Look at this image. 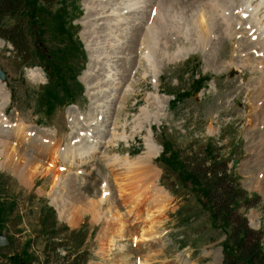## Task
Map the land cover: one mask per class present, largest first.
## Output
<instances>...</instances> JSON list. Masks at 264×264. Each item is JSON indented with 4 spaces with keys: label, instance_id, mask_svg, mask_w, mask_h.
Returning a JSON list of instances; mask_svg holds the SVG:
<instances>
[{
    "label": "rangeland",
    "instance_id": "374dc122",
    "mask_svg": "<svg viewBox=\"0 0 264 264\" xmlns=\"http://www.w3.org/2000/svg\"><path fill=\"white\" fill-rule=\"evenodd\" d=\"M139 1L143 7L134 10L125 8L131 0H53L54 8L62 10L61 17L66 14L67 34L76 44L64 60L57 57L61 63L51 53L58 56L57 48L64 49L67 42L56 40L54 33L40 31L46 44L35 47L29 42L26 57L0 38V65L7 75L6 81L0 80V132L8 136L5 139L15 140L22 129L26 139L37 145L46 142L48 148L58 145L62 154L67 148L85 151L96 146L90 158L69 171L83 199V213L76 222L74 213L60 201L62 192L53 198V174L22 179L0 157V234L11 240L0 249V264H74L77 260H86L85 264H139L140 260L143 264H224V246L233 244L232 229L220 227L212 213L216 202L203 188L201 195L190 183L170 186L177 193L169 190L158 163L165 148L187 166L190 176L197 173L196 158L206 155L205 147L212 148L250 199L238 211L240 223L259 234L264 251V127L250 121L257 101L251 92L260 85L261 72L238 64L241 54L257 58V49L246 43L239 46L247 35L238 33L240 25L234 21L232 36L215 30L206 48L196 41L191 24L202 9L207 13L218 7L210 0H173L178 5L174 18L158 23L156 35L145 40L156 10L148 0ZM156 1L155 5L160 0ZM230 12L233 9L228 16ZM234 13L241 18L238 11ZM5 20L6 26L15 24L13 18ZM138 24L141 40L133 44L131 36ZM246 25L242 28L250 30L251 25ZM255 37L248 36L251 42H256ZM214 41H218L216 47ZM242 49L245 53H240ZM41 62L53 63L55 69L72 67L82 88L75 103L55 102L50 110L39 104L42 87L50 81ZM149 143L157 152L148 158L146 168L156 175L149 184H155V191L163 190L168 202L160 212L156 206V247L132 251L129 234L117 241L111 256L103 257L98 237L102 228L109 227L105 218L115 215V210L127 212L116 177L126 174L124 166L132 160L147 158ZM56 165L67 174L60 156ZM208 199L212 206L204 207ZM89 200L100 209L87 211ZM235 252L243 257V252ZM149 255H154L153 260Z\"/></svg>",
    "mask_w": 264,
    "mask_h": 264
},
{
    "label": "bare ground",
    "instance_id": "6f19581e",
    "mask_svg": "<svg viewBox=\"0 0 264 264\" xmlns=\"http://www.w3.org/2000/svg\"><path fill=\"white\" fill-rule=\"evenodd\" d=\"M131 1L133 2L128 4V6L125 8H132L136 10L143 7L141 1ZM148 2L149 6H153V9L156 10V13L153 15V18H156L153 21L152 25L150 24L151 26L148 27L149 30L147 31V33L143 36L145 37V40H150L151 38H153V36L156 35V27L162 24V21L165 20L166 17L174 18L175 14L178 11V5L176 6L173 0H160L158 1L157 5H155L157 3L156 0H148ZM210 2H217L218 7L212 12L209 10L207 13L204 9H202L200 16L197 15L196 22L194 24H191V27L196 28L195 39L202 45L203 48H206L207 45L211 42V37L215 30L217 32L218 30H220L223 35H229L230 37L234 34L233 26L231 27L230 23L234 21V23H236L235 26L240 25V27L238 28V30L240 29L239 32L237 30L236 32L243 34V36L241 35L242 37L246 35L247 37H244L245 39L241 41V45L239 44V46L241 47L245 43L249 48L251 46H255V49H257V58L253 57L252 55L248 56L241 54L239 55L240 63L238 64L250 67L253 71L256 69L255 73L261 72L260 74H258L260 75L258 78V83L260 82V85H258V88H256L257 91L256 89L253 90V87V91L251 92L252 97L256 96L257 101L254 104L255 106H253L252 108L254 114H252L250 121H258L263 124L264 127V0H210ZM231 9H233V13L230 12V15L228 16V11H231ZM189 11H191L192 13L193 9L190 8ZM235 11H238V14L241 18L236 16V14L234 13ZM217 13L218 15H216ZM243 14H245V19L243 18ZM220 18L222 21L220 20ZM194 19L195 16L192 18L193 22ZM246 23L251 25L250 30L242 28L244 24L246 25ZM139 28L140 25L138 24L131 36L130 43L134 44L135 41L139 42L141 40L140 36H138ZM249 34H251V36L256 35V42H251V39L248 38ZM219 39H221V37ZM218 41H214L215 47ZM145 44L146 42L142 41V45ZM246 49H242L240 53H245L244 50ZM213 60L215 61L214 58ZM255 62H257V66L254 65ZM212 63L218 66L217 61H212ZM1 89L0 98H3ZM2 106L3 105H1V107ZM2 112L3 111H1L0 108V116L1 114H3ZM15 135V140H7L5 138H8V136L3 135L0 132V136H3L0 139V157H2L6 161L7 166L11 164L13 166L12 170L15 172V175L22 179L33 180L34 177H37L39 175L46 176L48 174H53L55 179V192H53V198H55L56 195L62 192L60 195L62 200L60 201L65 202L64 206H67V208L72 211L71 213H74V222H76L78 217L83 213V199L79 195L78 189L74 188V180L72 176H69V171L75 164L78 165L84 159L87 160V158H90L91 154L95 152L96 146L89 147V149L87 150L84 149L85 151H80L79 148H76L75 150L73 148H67L62 154L59 150L58 145L56 147L51 146L50 148H48V144L46 145V142L42 141V143L37 145L36 142H31L30 138L26 139L25 132L22 129L16 132ZM10 137L11 136H9V138ZM148 149L149 153L147 158L138 157L137 159L132 160L129 164H126L125 166L123 165L125 167L126 174L124 176L116 177V182L120 191L119 197L126 201L127 212L125 215L115 210V215L105 218L109 220V227L102 228V230L99 232L98 237L100 248L104 251L102 252L103 257L108 258L109 255L111 256L113 250L115 249L117 241L121 240L123 237H125V235L129 234H132V251H139L145 246H147L148 248L156 247V241L153 236L155 233L154 228L156 224V206L160 212L163 210L164 206L168 204V202L165 201L167 194L163 190H161L160 192L155 191V188L152 189L155 184H149L155 180L156 175L154 173H149V170L146 168L147 166H149L147 162L148 158H153L157 152L155 151V147L151 146L150 143L148 145ZM57 152L58 155L56 154ZM60 153L62 155H60ZM16 156L17 158L15 160ZM59 156L62 159V162H64L65 164V170L68 171L65 175L62 174L61 170L58 169V166L56 165ZM44 160H48L49 162H46ZM112 165H114V163H111V166ZM141 187H143V191L141 190ZM106 191H108V189L105 190L104 193L106 194L104 195H107ZM95 202L96 201L92 200L91 202L90 200L87 202V211H89L90 208L92 209L93 207L95 208V211L100 209L98 205H95ZM128 220H132V223H130V221L128 222ZM133 225H136V227ZM150 241L151 244L148 245ZM153 256L154 255H149L148 257H150L149 259L153 260ZM139 262V264H143L142 260H140ZM125 264L130 263L126 261Z\"/></svg>",
    "mask_w": 264,
    "mask_h": 264
},
{
    "label": "trees",
    "instance_id": "16d2710c",
    "mask_svg": "<svg viewBox=\"0 0 264 264\" xmlns=\"http://www.w3.org/2000/svg\"><path fill=\"white\" fill-rule=\"evenodd\" d=\"M53 0H0V37L11 42L15 46L16 54L23 53L25 56L29 50V42L32 46L39 47L46 43L40 39L39 32L48 31L55 34V39L62 42L65 41L66 47L63 49L57 48L59 53L55 56L51 53V57L57 62V57L64 60L70 49L76 48L75 40L68 35L66 14L61 17L62 10L54 8L56 2ZM9 17L15 19V24L10 26L5 25V19ZM78 48V47H77ZM60 49V50H59ZM22 51V52H21ZM79 57H82V52L78 50ZM64 54L62 58L61 55ZM26 57V56H25ZM44 59V58H42ZM41 66L50 75L48 84L42 87L41 95L39 96V104H44L48 110L52 109L55 102L59 104L75 103L74 99L82 93V88L77 81V75L72 67L58 68L53 67L50 63ZM74 81V83H73ZM74 88L76 92H72ZM62 90V94L59 90ZM177 97V101H178ZM176 101V102H177ZM166 152L158 158V163L163 168L162 180L168 186L169 190L174 194L177 193L175 188L170 186L177 184L187 187H196L197 192L201 195L202 192L210 193L216 202L212 207L214 218L220 222V227H229L232 229L233 244L224 246V264H264V251L261 248L259 234L250 230L247 223H240L242 215L238 211L250 202L242 190L238 187L235 175L230 172V169L223 162H219L217 154L212 153L210 146L205 147L206 155L196 158L194 168L197 173H191L186 170V165H181L177 162L175 153L169 148H165ZM228 163V162H227ZM226 163V164H227ZM205 187V188H204ZM203 188L204 190H200ZM208 205L212 206L210 199L207 200ZM240 218V219H239ZM242 234V236H240ZM246 236V237H244ZM243 252V257L236 255L235 250ZM234 258H236L234 260ZM86 261V260H85ZM85 261H75L74 264H85ZM19 264V262H18ZM72 264V263H71Z\"/></svg>",
    "mask_w": 264,
    "mask_h": 264
},
{
    "label": "water",
    "instance_id": "95a60500",
    "mask_svg": "<svg viewBox=\"0 0 264 264\" xmlns=\"http://www.w3.org/2000/svg\"><path fill=\"white\" fill-rule=\"evenodd\" d=\"M6 79H7L6 72L0 66V80L6 81ZM9 243L10 241L7 238V236L4 234H0V248L2 246L8 245Z\"/></svg>",
    "mask_w": 264,
    "mask_h": 264
}]
</instances>
